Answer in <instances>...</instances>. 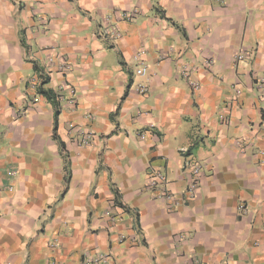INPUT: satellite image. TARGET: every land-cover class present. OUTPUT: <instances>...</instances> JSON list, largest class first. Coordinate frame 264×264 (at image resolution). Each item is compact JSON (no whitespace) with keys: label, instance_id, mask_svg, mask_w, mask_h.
Masks as SVG:
<instances>
[{"label":"crops","instance_id":"crops-1","mask_svg":"<svg viewBox=\"0 0 264 264\" xmlns=\"http://www.w3.org/2000/svg\"><path fill=\"white\" fill-rule=\"evenodd\" d=\"M108 16L116 41L99 35ZM44 73L58 107L38 91ZM151 170L167 175L172 207ZM99 252L264 264V0H0V264Z\"/></svg>","mask_w":264,"mask_h":264},{"label":"built area","instance_id":"built-area-1","mask_svg":"<svg viewBox=\"0 0 264 264\" xmlns=\"http://www.w3.org/2000/svg\"><path fill=\"white\" fill-rule=\"evenodd\" d=\"M139 14L138 9H134L131 12L123 14L124 18L127 20H133L135 19ZM99 35L104 38L111 41H116L121 37V29L118 25V23L113 20L110 16L105 18V22L102 25L101 29L99 30ZM244 58L243 52H239L237 55V59L242 60ZM54 58H51L50 63H54ZM59 68L62 72L65 74L68 73L70 66L66 61H60L59 62ZM145 68L138 69V73L145 72ZM182 75L186 80H188L191 88L193 90H198L200 88V83L198 80H196L192 73V68L189 65H186L182 69ZM44 77H48L45 73L43 74ZM36 87L39 86L38 82L33 83ZM69 103L72 106H76L77 99L75 98V92L72 89V97L69 100ZM144 134L141 133L140 137L144 138ZM92 136L90 134H86L85 137L80 138L78 142L80 145H88L91 143ZM18 170L10 168V176L11 178H16L18 175ZM203 174V165L201 162H195L191 165V170L189 172L188 177V185L186 188V194L189 197H193L200 185L201 182V176ZM167 175L162 170H151L149 173V183L148 187L151 190H154L157 193V197L161 199H165L170 202V206L172 207V203L175 201L176 197L174 194H172L168 188V180ZM9 188H12V185H9ZM240 210L242 214L246 215L248 214V210L246 206L243 204L240 205ZM178 239L182 241L184 239L183 235L178 236ZM110 254L105 252H99L93 255L87 254L84 259V264H111ZM191 263L190 264H204L199 258L192 257L190 258Z\"/></svg>","mask_w":264,"mask_h":264},{"label":"trees","instance_id":"trees-1","mask_svg":"<svg viewBox=\"0 0 264 264\" xmlns=\"http://www.w3.org/2000/svg\"><path fill=\"white\" fill-rule=\"evenodd\" d=\"M35 68L37 71L41 70V68L38 67L37 64L35 65ZM43 79L44 80L42 81L41 86L38 88L39 93L47 97L49 100H51L54 106L58 107L59 106L58 95L52 89L45 87L46 83L48 82V78L43 77ZM116 194H117V198H119L118 192H116Z\"/></svg>","mask_w":264,"mask_h":264},{"label":"rangeland","instance_id":"rangeland-1","mask_svg":"<svg viewBox=\"0 0 264 264\" xmlns=\"http://www.w3.org/2000/svg\"><path fill=\"white\" fill-rule=\"evenodd\" d=\"M149 176V175H148Z\"/></svg>","mask_w":264,"mask_h":264}]
</instances>
